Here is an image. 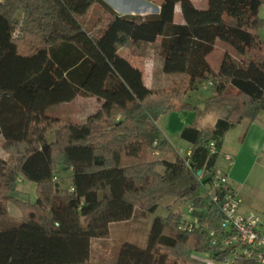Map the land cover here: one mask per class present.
<instances>
[{
    "label": "trees",
    "instance_id": "obj_1",
    "mask_svg": "<svg viewBox=\"0 0 264 264\" xmlns=\"http://www.w3.org/2000/svg\"><path fill=\"white\" fill-rule=\"evenodd\" d=\"M147 1L157 3L156 15H121L103 0H0V135L8 154L0 161V205L20 211L16 224L0 229V264H90L92 239L109 238L110 224L130 221L137 209L153 213L170 197L190 203L198 228L180 229L177 212L155 216L146 244L121 243L115 264H180L196 251L224 256L209 246L221 214L202 196L219 157L207 146L214 141L220 152L227 130L264 114V0H206L205 9L194 0ZM95 4L102 13L87 28L80 20ZM157 39L162 72L183 75L190 88L211 81L205 106L226 109L212 129L181 130L190 144L185 156L157 121L200 108L184 92L146 86L118 53L144 57ZM217 39L239 58L224 53L215 71L205 56ZM78 95L101 103L85 122L45 113ZM19 176L35 183L33 202L14 196ZM232 264L256 263L238 257Z\"/></svg>",
    "mask_w": 264,
    "mask_h": 264
},
{
    "label": "rangeland",
    "instance_id": "obj_2",
    "mask_svg": "<svg viewBox=\"0 0 264 264\" xmlns=\"http://www.w3.org/2000/svg\"><path fill=\"white\" fill-rule=\"evenodd\" d=\"M103 1L107 4V6L111 7L113 10L115 9L124 14L133 12L144 16H154L158 12L157 3L150 2L147 0ZM193 4L199 9H205L207 7L206 0H194ZM101 13L102 9L98 4H95L86 16L81 17L80 21L87 28H90L98 20ZM258 14L263 21L262 26L258 29V34L264 40V8H262L260 10V13ZM179 16V12H176V15L174 16L175 22H181V17ZM159 41L160 39H157L155 43L149 46L148 52L144 57L130 56L128 54V51L123 48H119V53L122 54L125 52L128 54L129 57L133 59V61L135 60L136 65L142 69L146 81H148V83L150 81H154V85H156L154 88H164L166 90H176L178 92H184V98H186V101L200 108V112L196 115L195 122L192 126L197 129H212L217 118L219 119V117H224V115L226 114V109L224 107H220L214 104H209L204 107V101H202V99H205L207 95L205 94V92H202L200 88H198L200 83H197L194 87L190 88L188 83L182 82L183 75H163L161 58L157 52V46L159 44ZM208 86V94L211 93L212 95V85ZM100 104V101H98L92 96L78 95L75 99L70 102L60 103L57 105L46 107L45 113L53 117L61 118L66 122L83 123L89 116L95 114L99 110ZM245 121L246 120H242L239 124L236 125L235 128L230 129L224 136V140L234 141L236 139L235 137H238L240 135ZM158 122L159 126L161 127L163 121L159 119ZM167 137L172 146L178 151V153L181 156H185L186 148L189 143L185 140H182L178 133L167 134ZM53 139V134L48 137V140ZM1 146L2 139L0 137V161L6 160L8 158L7 152H5V150ZM217 158L218 165L220 164L221 158ZM215 171H217V167ZM256 171L257 179L259 180V183L261 184V189L263 190L264 165H261V167H259ZM65 176H68V174ZM17 187L20 190L22 189V191L20 192L28 194L25 192H29V190L24 185H21L20 182L17 184ZM18 193L19 191L16 190V196H19ZM22 198L29 201L28 197L26 196H22ZM2 205H0V229H4L6 227L16 224V221H19L20 218V215H18L20 214V211L16 207L11 204H8L6 206ZM187 206L188 202H184L182 200L170 197L164 198L159 201L157 209L153 213L137 209L135 211L134 217L129 223H114L111 226L112 237L109 241H105L106 243L101 242L93 246V252L91 253L92 255H94V259H96V261L101 264H115V259L118 254L117 251H119V246L121 243L128 241L137 245L142 244L145 237H148L150 225L155 216L166 217L170 212H177L180 213L182 217H185ZM133 240L135 242H133ZM97 249L101 250V252H96ZM180 264H212V262L207 255L198 254L196 251L185 254L181 258Z\"/></svg>",
    "mask_w": 264,
    "mask_h": 264
},
{
    "label": "crops",
    "instance_id": "obj_3",
    "mask_svg": "<svg viewBox=\"0 0 264 264\" xmlns=\"http://www.w3.org/2000/svg\"><path fill=\"white\" fill-rule=\"evenodd\" d=\"M262 8H264V4L261 5L259 9V13ZM114 11L121 15L124 14L115 9ZM157 11H158V6H157ZM176 12H179V15H180V10H179L178 5L175 6V15H176ZM125 14H136V13L130 12V13H125ZM226 52H228L229 55L235 59L239 58L238 54L235 52V50L230 45H227L226 43L217 39L214 44V49L207 56H205L207 62L213 67L215 71L219 69L222 57L224 53ZM118 53H119V49H118ZM119 54L123 56L124 58H126V60H128L133 66L137 67L141 71L143 80L146 86L153 87V88L156 86L154 85V81H150L149 83L148 81H146L143 75L142 69L136 65L135 60L133 61V59L129 57L127 53L124 52L122 54L121 53ZM161 66H162V61H161ZM163 75L169 76L164 73ZM207 82L208 81L201 82L198 88H200L202 92H205L207 97H210L211 93H209L210 95L208 94L207 89L209 88V86ZM207 97H205V99H207ZM184 99L186 100V98ZM205 99H202V101H204ZM204 107H205V104H204ZM195 117L196 115L194 114V112H190L187 110L169 111L161 115V117H159V119L163 121L162 126L161 127L159 126V122H158L159 119L157 121V125L159 126L161 131L164 133V135L168 139L167 134H173V133L180 134L181 130L185 126H189L191 124L193 125L195 122ZM247 123H248L247 121L244 122L240 135L238 137H235L236 139L234 141L224 140V137H223L220 152L227 151V152H231L234 155V163L229 168L227 173H228L229 181H230L232 188L236 192H238L240 196L243 198V204L241 205L239 209L240 213L243 215H247L249 213H254L258 215L261 220L262 229L264 230V188L263 190L261 189V184L259 183V180L257 179V176H256L257 175L256 170L259 167H261V165L262 166L264 165V114H259L256 120H254L250 124H247ZM235 127L236 126L231 127L230 129H233ZM229 130H227V132ZM245 130H246L245 135H244L245 138H243L242 141H240L239 137H241L242 133ZM0 137L2 139L1 135ZM189 150H190V144L186 148L185 155L189 153ZM222 164L223 162L221 160L220 164L217 165V168L218 166ZM19 182L21 183V185H24L29 190V192H25L28 194H24L20 192L22 191V189L20 190L17 187V190L19 191L18 194L21 198L19 196H16L15 193H14V196L21 200H25L22 198V196H26L28 197L29 201L33 202L36 199L35 187H34L36 186L35 183L27 181L22 176H19L17 184ZM130 221L120 222V223L127 224ZM113 224L114 223L110 224V237L109 238L91 240V248L89 252L90 253V264L99 263L98 261H96V259H94L95 257L91 253L93 252V246L95 244L97 245L101 242L110 240V238L112 237L111 226ZM146 239L147 238L145 237L143 243L139 245L144 246L146 244ZM133 242L135 241L133 240ZM96 252L100 253L101 250L97 249ZM198 254H204V253H198Z\"/></svg>",
    "mask_w": 264,
    "mask_h": 264
},
{
    "label": "built area",
    "instance_id": "obj_4",
    "mask_svg": "<svg viewBox=\"0 0 264 264\" xmlns=\"http://www.w3.org/2000/svg\"><path fill=\"white\" fill-rule=\"evenodd\" d=\"M207 84L212 85V82L208 81ZM207 147L211 154L218 152L223 162L217 171L210 175V181L202 186V196L216 204L221 214L220 230H209L208 235L212 250L223 252L224 256L218 261L212 255H209V258L212 264H232L238 257L252 260L256 264H264V230L260 217L254 213H240L243 198L232 188L229 181L227 171L234 163V155L227 151L219 152L214 141H210ZM69 190L73 191V188L70 187ZM191 212L192 207L188 203L186 216L181 219L179 225L180 229L190 231L198 228Z\"/></svg>",
    "mask_w": 264,
    "mask_h": 264
},
{
    "label": "water",
    "instance_id": "obj_5",
    "mask_svg": "<svg viewBox=\"0 0 264 264\" xmlns=\"http://www.w3.org/2000/svg\"><path fill=\"white\" fill-rule=\"evenodd\" d=\"M197 174H200V171H198Z\"/></svg>",
    "mask_w": 264,
    "mask_h": 264
}]
</instances>
